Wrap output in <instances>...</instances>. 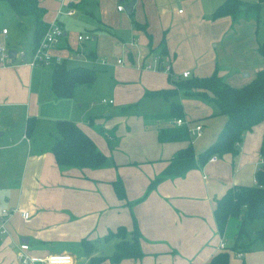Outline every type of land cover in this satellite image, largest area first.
Here are the masks:
<instances>
[{"label": "crops", "instance_id": "crops-1", "mask_svg": "<svg viewBox=\"0 0 264 264\" xmlns=\"http://www.w3.org/2000/svg\"><path fill=\"white\" fill-rule=\"evenodd\" d=\"M222 1L180 0L178 3L185 5L183 11L176 10L173 1L166 8H160L155 19L148 15L145 19L139 13L138 22L146 24V29L130 26L127 30L123 25L114 28L116 23H110L104 16H94V29H84L75 36L70 35L72 24L68 19L84 9L88 0L73 3L71 15L58 14L61 4L56 0H39V4L46 9L47 23L57 18L64 27L66 35L53 52L63 57L62 62L77 61L68 66L93 67L105 63L99 32L103 33L102 38L112 37L105 35L112 33L116 43L120 36H125L122 44L128 50L127 64L121 58L112 57L106 65L115 67L116 87L120 88L116 93L128 104L139 97L156 96L147 92L173 87L169 72L174 77H185L184 71H189V76L217 73L230 85L240 87L264 69V54L259 49L264 42V3L259 18L255 12L243 11L237 16L215 18L213 12ZM140 5L135 0L133 10ZM0 6L6 7L3 0ZM117 10L124 11L118 7ZM10 11L7 10L8 18L14 25ZM155 21L158 26L153 29ZM4 27L8 33L0 32L2 38L11 32L8 26ZM131 32L132 37L128 36ZM80 33H90L92 37L81 41ZM163 38L167 53L161 57L158 47ZM17 40L12 47L17 50L15 60L0 61V264H22L18 257L21 243L29 244L26 254L35 258L29 264H46L42 259L53 253L72 254L73 264H91L92 256L110 255L100 253L107 252L102 247L110 248L101 242L119 240L118 237L106 239L109 231L123 225L131 237L135 224L144 255L123 259L128 260L126 263L208 264L217 253L229 250L230 264H264L263 242L254 240L239 256L237 253L241 251L228 249L237 233L238 219L231 217L225 231L220 233L214 215L217 200L229 187L256 184V171L262 164L263 123L245 133L236 156L216 154V160L208 159L183 176L166 177L153 183L174 155L190 142L197 156L218 138L226 120L219 109L205 99L180 94L171 102L183 105V118L190 125H202L203 133L198 139L161 142L159 128L171 124L172 120L158 117L162 114L137 116V111L115 117L124 122L116 129L111 123L104 126L107 133L104 139L99 137V118L90 116L87 123L64 111L65 101L71 97L54 95L52 65L49 69L32 66L29 63L32 46L24 49L21 40ZM25 50L28 56L17 61L19 53ZM158 55L163 68L149 67V61ZM166 63L169 72L163 71ZM80 85L86 84L77 86ZM77 86L75 97L82 91ZM98 102L93 99L91 105ZM107 102L102 99V103ZM32 116L38 121L28 134L27 119ZM214 117L220 118L216 139L209 136L208 129L199 121ZM62 118L75 121L95 141L107 156L105 164L84 168L59 166L52 147L59 136L57 120ZM115 180L122 181L125 198L117 195ZM24 211L29 213L28 218L23 216ZM247 228L253 232L260 227L252 221ZM221 242L226 248L220 246Z\"/></svg>", "mask_w": 264, "mask_h": 264}, {"label": "trees", "instance_id": "trees-1", "mask_svg": "<svg viewBox=\"0 0 264 264\" xmlns=\"http://www.w3.org/2000/svg\"><path fill=\"white\" fill-rule=\"evenodd\" d=\"M12 8L13 19L17 30L31 29V52L35 50L48 24L44 15L46 9L39 4V0H3ZM264 0L250 2L246 0H223L213 12L215 18L232 15L237 16L242 11L246 14L261 12ZM138 28L146 29V24L136 22ZM159 45V53L163 57L167 53L165 39ZM264 54V43L259 47ZM154 50L151 47V51ZM162 67V58L160 62ZM163 68V67H162ZM170 71V70H169ZM97 76L96 69L88 66H68L66 62L52 65L51 89L58 98H69L74 95L75 87L79 84L91 85ZM169 78L173 87L160 88L151 92V95L165 98L179 96L189 98H201L212 102L221 114L226 117L225 124L218 138L204 151L196 156L193 144L179 150L170 160L164 171L153 181H160L166 177H179L186 174L192 168L201 167L213 154L232 153L237 155L239 143L245 133L254 126L264 124V69H261L247 84L236 87L227 83L221 76L214 73L209 76L174 77L169 72ZM185 116L183 105L180 102H172L167 113L158 117L168 118L172 121ZM37 119L35 116L27 119L26 130L31 133ZM58 138L52 147L57 163L62 168L68 167H99L105 164L106 154L99 150L95 141L73 120L62 118L57 120ZM264 137V132H263ZM161 142L187 140L192 136L187 125L177 126L171 123L161 126L158 131ZM261 155L264 156V138L261 145ZM117 195L126 197L124 185L121 180L113 181ZM215 220L220 233L226 229L231 217L238 219L237 233L228 249L246 251L254 240L264 243V162L256 171V184L233 185L217 200L214 210ZM133 219H136L133 215ZM261 219L262 225L253 232L247 231V226L254 220ZM135 222V220H134ZM129 237L126 226H119L117 230H111L106 239L118 237L115 251L111 255H95L90 257L91 264L118 263L123 259H137L144 255L140 243V232L135 224ZM253 236V237H252ZM252 237V238H251ZM85 244H91L85 241ZM192 264V263H189ZM208 264H230L229 250H224L212 257Z\"/></svg>", "mask_w": 264, "mask_h": 264}, {"label": "rangeland", "instance_id": "rangeland-1", "mask_svg": "<svg viewBox=\"0 0 264 264\" xmlns=\"http://www.w3.org/2000/svg\"><path fill=\"white\" fill-rule=\"evenodd\" d=\"M132 0H88V3L86 7L80 11H77L76 14L68 19V22L72 24L71 34L73 36L76 35L77 32L83 31L84 29H94V16H104L110 23H116L114 28L125 26V28L128 30L131 26L132 28L139 29L136 25L137 21L139 20V13L143 14V16L146 19V15H148L151 19H155L160 14V8H166L168 3L170 2H176V10L182 9V11L185 9V5L183 3H178L180 0H139L141 5L140 7H135L134 10L131 13H127V11L124 9V11H118L117 10V4L120 3L124 6L128 5ZM135 1V0H134ZM251 1V0H250ZM4 2V1H3ZM6 7L0 6V32H2V26H8L11 30L10 35L6 38H2L0 36V45L3 43L6 47V49H10L13 46H15L18 42L17 39L21 40L22 46L24 49H28L32 44V35H31V29L26 28L23 30H17V25H13L12 20H10L9 13H7V10H10L8 7V4L4 2ZM8 8V9H7ZM12 10V8H11ZM11 12V11H10ZM91 12L93 13V16L91 15ZM11 14V13H10ZM13 25V26H11ZM160 28H161V24ZM158 26L157 21H155V28ZM13 27V30H12ZM164 34H167L168 31H164ZM112 33H105L107 36L112 37H106L102 38L103 33H98L100 45L102 49L104 50V53L102 55L103 59L105 60L104 64H99L96 66H93L96 69L97 76L92 84V87L87 85H80L77 90H82L80 92V95L78 97H75L73 95L71 98L67 99L65 102L66 105H64L63 109L66 113L71 114L73 117H77L79 120L88 121L90 120V116L95 118H99V125L97 128L99 129V137L106 138L107 133L104 131V126H108L110 123L115 125L116 127L122 126L124 122H122L121 119L115 118L120 114H126L128 111H137L135 115L142 116L143 114H151L152 116L154 114H164L167 113L171 106V101L177 97H170L165 98L162 96H154V97H144L141 99L139 97L133 102H129L128 104H124L123 101H121L122 95L119 93H116L118 90H120L119 87H116L115 82V74L116 69L114 66H107L106 61H110L112 57L115 58H121V60L126 62L128 61V55H127V49L125 46H123L122 42L125 39V36L121 38L119 37L118 43L112 40V38H115V35H111ZM16 35L14 39V36ZM128 36L132 37L134 36L133 32L128 34ZM118 37V36H117ZM166 37V36H165ZM118 39V38H117ZM264 43V42H263ZM122 45V46H121ZM20 48V47H18ZM28 56L27 50H25L24 54H19L17 61H21L22 58H25ZM77 63V61L68 60L67 64L72 65ZM108 64V63H107ZM165 64L163 71L169 72V69L166 68ZM43 66L47 69H49L50 65H38ZM84 89H81L82 87ZM121 86V84H120ZM75 94V92H74ZM112 99L111 103L108 101L106 104L102 103V99ZM95 99L98 102L95 106L91 105L92 100ZM212 108H214V105H210ZM215 109V108H214ZM106 113H109V116H106ZM151 118V117H150ZM37 119V117H36ZM185 119V118H184ZM202 119V118H201ZM199 120L203 122L205 125L204 129H208V134L210 137H215L213 139H216L217 136H215L216 131L219 130L220 126V118L214 117V118H205L204 120ZM38 121V120H37ZM260 125L256 126L254 130L259 128ZM108 128V127H107ZM103 130V131H102ZM112 130V129H111ZM116 131V130H115ZM196 137V136H195ZM197 139L199 137H196ZM213 141V140H212ZM199 145V144H198ZM199 149V147H198ZM261 219H257L253 221L254 226H261L262 224ZM233 225V221H232ZM231 226V225H230ZM248 233L249 229L247 228ZM253 237V236H252ZM251 237V238H252ZM118 239L115 238L110 241L101 242V244H106L108 247H102L101 250H105L107 252H100V253H109L110 255L114 253L115 250V241ZM257 242H261L260 240H256ZM128 259V258H127ZM109 259H106L105 262H108ZM123 261V260H122ZM124 260L122 263L118 262V264H130L126 263Z\"/></svg>", "mask_w": 264, "mask_h": 264}, {"label": "built area", "instance_id": "built-area-1", "mask_svg": "<svg viewBox=\"0 0 264 264\" xmlns=\"http://www.w3.org/2000/svg\"><path fill=\"white\" fill-rule=\"evenodd\" d=\"M56 1H58L61 4V7L59 8L57 12L58 14H61V13H66L69 15L73 14L74 10L71 6L73 3L77 2V0H56ZM63 6H67L68 9L64 10ZM117 7L119 10H124V5L122 4H118ZM2 33L6 35L8 33V28L7 27L2 28ZM65 35L66 33L64 30V27L57 18L49 22L48 28L45 34L43 35L39 44L37 45V47L31 54L29 63L32 66L54 65V64L61 63L63 60V57L55 54L53 51L58 46V44L60 43V41L63 39ZM91 37L92 36L90 33H80L78 35V39L81 41L91 39ZM6 60L11 61V57L9 56V49L7 50L5 45L2 43L0 45V61L4 63ZM119 62H121V60H119ZM160 62H161V57L158 55L152 58V60L149 61L148 65L149 67L160 68ZM166 68L169 69V67H166ZM189 75H190L189 71L183 72V76L188 77ZM107 101H108L107 99H103V102H107ZM111 101L112 100H110V102ZM172 123H174L177 126L187 125L192 137H195V136L200 137L203 133V128L201 124L190 125V122L184 118H176L172 121ZM209 159L214 161L217 159V155L214 154ZM263 162H264V156H262V163ZM23 216L25 218H28L29 213L27 211H24ZM220 246L222 248H226L224 242H221ZM28 248H29V244L27 243L20 244L21 252H19L18 257L22 264H29L35 260V258H31L26 254V250ZM237 254L241 256L243 253L241 251V252H238ZM42 261L46 262V264H73L74 258L72 254L53 253L51 255H48L45 259H42Z\"/></svg>", "mask_w": 264, "mask_h": 264}, {"label": "water", "instance_id": "water-1", "mask_svg": "<svg viewBox=\"0 0 264 264\" xmlns=\"http://www.w3.org/2000/svg\"><path fill=\"white\" fill-rule=\"evenodd\" d=\"M133 6H134V1H131L128 5L125 6V10L127 11V13L132 12ZM16 54H17L16 49L13 48L9 49V56L11 57L12 60H15Z\"/></svg>", "mask_w": 264, "mask_h": 264}]
</instances>
